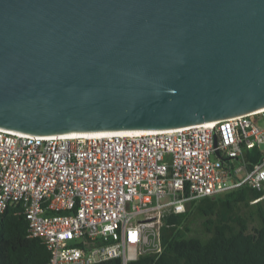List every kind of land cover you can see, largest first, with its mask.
Returning a JSON list of instances; mask_svg holds the SVG:
<instances>
[{
  "label": "water",
  "instance_id": "1",
  "mask_svg": "<svg viewBox=\"0 0 264 264\" xmlns=\"http://www.w3.org/2000/svg\"><path fill=\"white\" fill-rule=\"evenodd\" d=\"M264 107V0H0V128L168 130Z\"/></svg>",
  "mask_w": 264,
  "mask_h": 264
},
{
  "label": "built area",
  "instance_id": "2",
  "mask_svg": "<svg viewBox=\"0 0 264 264\" xmlns=\"http://www.w3.org/2000/svg\"><path fill=\"white\" fill-rule=\"evenodd\" d=\"M168 130L97 137L37 136L0 128V214L20 203L47 264H128L158 254L167 213L248 186L264 200V107ZM259 148L252 165L245 151ZM169 197L165 202L161 198Z\"/></svg>",
  "mask_w": 264,
  "mask_h": 264
},
{
  "label": "trees",
  "instance_id": "3",
  "mask_svg": "<svg viewBox=\"0 0 264 264\" xmlns=\"http://www.w3.org/2000/svg\"><path fill=\"white\" fill-rule=\"evenodd\" d=\"M262 157L259 148L245 151L251 165ZM260 195L261 191L241 186L189 201L185 212L164 215L161 251L140 255L128 264H264V200L252 202ZM192 212L201 218L203 235L190 234L187 223ZM49 256L40 239L27 235L21 204L8 205L0 214V264H47Z\"/></svg>",
  "mask_w": 264,
  "mask_h": 264
},
{
  "label": "rangeland",
  "instance_id": "4",
  "mask_svg": "<svg viewBox=\"0 0 264 264\" xmlns=\"http://www.w3.org/2000/svg\"><path fill=\"white\" fill-rule=\"evenodd\" d=\"M256 123L260 126L264 125V121L260 118L256 120ZM169 199V197H163L161 198V202H165ZM200 221L201 218L198 216L197 212H192V214L189 217L188 220V226L191 228V233L190 234H195V235H203L200 227Z\"/></svg>",
  "mask_w": 264,
  "mask_h": 264
},
{
  "label": "bare ground",
  "instance_id": "5",
  "mask_svg": "<svg viewBox=\"0 0 264 264\" xmlns=\"http://www.w3.org/2000/svg\"><path fill=\"white\" fill-rule=\"evenodd\" d=\"M260 111V110H258ZM213 121H210L206 124H212ZM144 132H149V131H131V132H113V133H95V134H76V135H61V136H66V137H97V136H102V135H108V134H124V135H136Z\"/></svg>",
  "mask_w": 264,
  "mask_h": 264
}]
</instances>
